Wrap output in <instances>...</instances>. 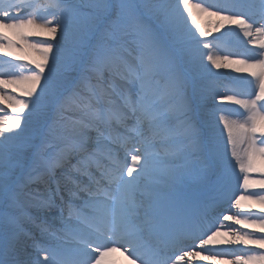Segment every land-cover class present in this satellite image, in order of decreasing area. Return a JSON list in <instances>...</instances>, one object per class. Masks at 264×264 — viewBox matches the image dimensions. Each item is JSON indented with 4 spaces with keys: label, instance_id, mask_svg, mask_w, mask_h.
<instances>
[{
    "label": "snow or ice",
    "instance_id": "1",
    "mask_svg": "<svg viewBox=\"0 0 264 264\" xmlns=\"http://www.w3.org/2000/svg\"><path fill=\"white\" fill-rule=\"evenodd\" d=\"M0 105V264H264V0H0Z\"/></svg>",
    "mask_w": 264,
    "mask_h": 264
},
{
    "label": "bare ground",
    "instance_id": "2",
    "mask_svg": "<svg viewBox=\"0 0 264 264\" xmlns=\"http://www.w3.org/2000/svg\"><path fill=\"white\" fill-rule=\"evenodd\" d=\"M198 2H200V0H193V3H198ZM197 19L199 20L200 24H203L202 27L207 28L211 32V35L214 33V31L211 28L206 27V23H207L208 20L211 19V17H208V15L206 13H198ZM223 31H224V29H220L218 31V32H220V34L218 36H221V34L224 33ZM211 35L207 38V40H209V42L212 41V36ZM228 41H230L232 43L239 42V44L243 47L242 41L237 39L235 36L228 37ZM231 50L243 51L242 49H239V50L236 49L232 44H224L221 41L220 44H219V48H217V50H213V54L214 55H227L229 53V51H231ZM19 54L23 55L24 53H19ZM205 62L207 63L206 58H205ZM229 71L234 72L231 69H225L223 67L221 69H219V70H216L215 68H213V73H218V75H215L213 77V79L216 80V78H218L219 80H221V76L223 75V73H226V72H229ZM238 74H240V73H238ZM230 92H232V91H230ZM0 106L6 107V106H3V105H0ZM2 115H5L6 117L11 115L10 110L8 112L2 113ZM129 162H130V158H129ZM237 172H238V169H237ZM241 185H242V176L240 177L239 180L233 179V181H232V193H233L234 196H238V195L241 194V192H242ZM33 188L35 189L34 186H33ZM223 207H224L223 214H228L227 209H228L229 206L227 204H225ZM32 214L34 216H36V217H41L43 220H45L47 218V214L45 212H43V211H35L34 210ZM39 221H41V220L38 219L37 222H39ZM187 250L188 249H186L185 251H187ZM196 250L198 251L199 249H196ZM109 257L110 256H107L106 258H109ZM196 259H199V258H196ZM204 264H210V262H204Z\"/></svg>",
    "mask_w": 264,
    "mask_h": 264
},
{
    "label": "rangeland",
    "instance_id": "3",
    "mask_svg": "<svg viewBox=\"0 0 264 264\" xmlns=\"http://www.w3.org/2000/svg\"><path fill=\"white\" fill-rule=\"evenodd\" d=\"M215 18L214 17H212L210 20H214ZM203 24H201V26H202ZM206 27H209V28H211V29H213V25L212 24H209V23H206ZM222 126V125H221Z\"/></svg>",
    "mask_w": 264,
    "mask_h": 264
}]
</instances>
